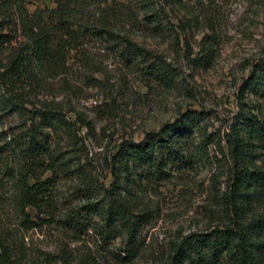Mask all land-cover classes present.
I'll use <instances>...</instances> for the list:
<instances>
[{
  "label": "trees",
  "instance_id": "16d2710c",
  "mask_svg": "<svg viewBox=\"0 0 264 264\" xmlns=\"http://www.w3.org/2000/svg\"><path fill=\"white\" fill-rule=\"evenodd\" d=\"M2 1L0 54L6 55L0 59V140H4L0 152L21 232L13 234L0 219V264H24L25 234L52 222H63L73 234L94 230L103 243L121 237L122 248L115 259L125 262L138 252L136 238L149 213L140 208L130 189L151 176L163 178L164 168L192 162L191 138L201 129L202 111L186 109L158 131L145 133L139 142L118 143L108 158L103 157L109 179L97 183L90 163L81 162L87 150L79 135L84 128L93 131V121L80 112L71 115L73 109L64 101L33 98L41 71L59 70L66 54L78 52L87 35L108 38L129 64L143 58V49L117 26L139 18L140 26L155 34L161 17L154 11V0H54L52 8L33 10L26 8L25 0ZM144 59V72L152 80L172 79L161 63ZM245 81L247 88L264 99V56ZM201 136L203 152L201 148L215 137ZM216 141L222 156L216 161L219 169H226L223 190L217 196L216 223L173 243L166 264H264V166L257 163L255 154V147L264 152V115L240 108L229 130ZM62 179L70 180L80 197L76 206L56 215L53 190ZM71 262L63 252H47L42 264Z\"/></svg>",
  "mask_w": 264,
  "mask_h": 264
},
{
  "label": "rangeland",
  "instance_id": "374dc122",
  "mask_svg": "<svg viewBox=\"0 0 264 264\" xmlns=\"http://www.w3.org/2000/svg\"><path fill=\"white\" fill-rule=\"evenodd\" d=\"M154 3V11L161 17L155 34L148 32L151 28L140 26L143 21L139 18L117 26L143 49V58L129 64L108 38L87 35L78 52L66 54L59 70L41 71L33 100L64 101L71 105V115L80 112L93 121L94 130L84 128L79 135L87 150L81 162L90 163L97 183L109 179L103 157L108 158L118 143L139 142L145 133L158 131L186 109L200 110L204 115L201 129L191 138L193 160L164 168L163 178L151 176L130 189L140 208L149 211L137 235L139 249L133 258L125 262L115 259L122 248L121 237L103 243L94 230L73 234L63 222H52L25 234L24 264H42L47 252H63L72 264H166L173 243L216 223L220 210L217 196L223 190L226 171L224 166L219 169L216 161L222 159L216 138H223L240 108L249 114L264 115V99L247 88L245 81L264 56V0ZM2 4L0 0V15ZM25 6L28 10L52 8L55 2L25 0ZM5 55L0 54V59ZM144 57L161 63L172 79L152 80L144 72ZM202 133L211 134L215 140L200 152ZM3 143L1 139L0 145ZM255 154L257 163L264 166V152L255 147ZM4 167L0 152V219L13 234H19L9 197L11 182ZM73 188L70 180L57 182L53 190L58 201L56 215L79 203L80 196ZM29 211L34 214L33 209ZM80 212L89 218L83 210Z\"/></svg>",
  "mask_w": 264,
  "mask_h": 264
}]
</instances>
